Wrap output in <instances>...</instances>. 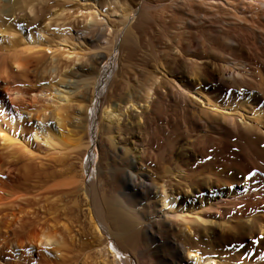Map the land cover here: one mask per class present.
Instances as JSON below:
<instances>
[{
	"label": "bare ground",
	"instance_id": "1",
	"mask_svg": "<svg viewBox=\"0 0 264 264\" xmlns=\"http://www.w3.org/2000/svg\"><path fill=\"white\" fill-rule=\"evenodd\" d=\"M23 1L0 0V81L12 80L0 92V168L18 147L34 155L86 156L90 142L85 135L74 139L65 110L75 108L74 122L88 137L96 122L91 104L103 94L62 90L57 66L49 69L46 89L22 88L30 58L46 50L44 28L16 29L15 8ZM32 2L22 7L28 24L38 18ZM126 8L122 29L93 47L106 53L88 64V80L99 85L110 71L99 62L117 53L112 87L146 82L139 95L134 89L137 101L109 105L112 87L98 100L100 160L88 181L91 161L80 160L76 184L90 197L87 220L98 258L105 264H232L231 258L264 264V0H138ZM98 17L84 16L80 40ZM51 57L58 65L56 54ZM31 93L32 108L24 99ZM5 189L12 186L0 181V228L12 237L15 261L2 251L0 264H79L69 252L80 235L53 210V218H42L31 198Z\"/></svg>",
	"mask_w": 264,
	"mask_h": 264
},
{
	"label": "rangeland",
	"instance_id": "2",
	"mask_svg": "<svg viewBox=\"0 0 264 264\" xmlns=\"http://www.w3.org/2000/svg\"><path fill=\"white\" fill-rule=\"evenodd\" d=\"M30 1L32 2V0H27V1L24 0L22 4L20 2L22 6H20L19 4L16 6L17 8H15L16 9L15 16L16 15L17 16L16 17L14 16L16 19L13 18V20H15L16 29L18 30V32L19 30H22L25 28L26 30L27 28L33 29V28H37L38 26L40 27V29L44 28L43 32L45 33V42L41 48L46 49V50H42L45 53L43 55H40L38 59H36L37 57L30 58V65H29L30 71L28 70V75H27L28 76L27 77L28 86L22 87V88L23 89L30 88L33 91V93L38 94V92L40 90H43L42 88L43 87L45 88L46 84L50 82L51 76H50L49 69H51V67L57 66L63 70L59 72L60 74L58 73L59 77H61L60 75H63V78H61V80L63 81V83L61 84L62 90H65L64 87L67 86L70 90H72V88H75L76 90L74 89L73 90L76 92L77 95L79 91L81 95H89L91 91L93 92L95 90L97 91L98 94H101V93L103 94L100 98L98 96L95 97L93 103L91 104V106H93L94 108V109L92 108L93 109L92 111L96 113V122H95L96 124L93 123L91 125L92 127H90L91 130H90V134L88 137L86 136V133L83 134V132L77 128L76 123L74 122L75 116H76L75 108H72L70 106L68 107L69 110L68 109L65 110V113H66L65 116L67 117L66 122L67 124H69L68 130L71 131V134H74L75 136L77 135L76 138L74 139H77L85 135L83 137L85 139V142L86 141L90 142V146H91L90 152L86 153L85 154L86 156L82 157L84 152L82 154L81 153L78 154V151L71 152L72 150L62 151L63 154L61 152L57 153L59 151L57 152L43 151V153L36 152L35 155L29 152L30 153L29 155V153H26L24 150H21V148L18 147L17 148L18 150H16L17 152L15 153L13 158L7 161L9 165L5 163V167L3 166L0 168V181H4L7 184H10L12 186L11 190L5 189V191L6 192L8 190H9L8 192L12 191L13 194L16 195L15 197L20 196V195H27L29 199L31 198L30 200H33V203L35 202L36 204L37 202H39L37 205L34 204L33 206L34 207L39 206L37 209L42 207L43 209L47 210L46 212L45 210L43 211V209L40 208L42 209L41 211L42 214L44 212V214L42 215V218L47 217L46 219L49 220L53 217L55 218L57 217L56 219L57 220L59 219L58 221L62 220L63 223L65 224L67 223L66 225H69L68 228H70L71 230L73 229L75 232H77L80 235L79 242L75 244V247L69 252L70 258L72 259L73 262L78 261L77 263L79 264H105L104 262H102V260H100V258H98L94 250L96 243L91 235L89 221L87 220V208L89 207L88 205H90L91 203L90 197L87 196L88 195L87 193L85 194V192H81L82 190L80 189L79 184H76V183L79 181V175H80L79 170L81 169L80 168L81 159L83 160V164H86V162H88L87 160L89 157V160L91 161V164H92L90 171H89V175H87V173H85L86 176L84 175L85 177L88 176L87 181L91 179V173H94L96 171V165H98L99 160H100L99 159L100 151L96 143L99 139L98 137L100 136V132H101L100 126H99L101 124V121L99 120L101 119V115L99 113L100 107L98 105V100L100 101V99L103 98V96L107 93L108 89L112 87V84L109 82V77L111 76L112 68L114 67L116 63L115 59L118 57V54L114 53L112 57L110 58L108 57L103 62H99L98 65L101 70H104V71L105 69L110 70L109 73L107 74L108 77L105 76L104 78H102L101 83L99 85H96L95 82L93 83L88 80L91 77L88 64H89V59L91 61L92 56L96 54H100V53H103V54L106 53L105 48H101V50H99V48L95 49L93 47H96L99 45L101 46V44L103 45L105 42V39L108 40L112 32H114L118 28L122 29V26L120 25H122L123 16H125L126 14L124 13V10L128 9L126 8V3L131 8L133 6L135 7V2L137 3L138 0H135L134 2L132 1V3L128 2V0H114V1L113 0H38L40 3H38L37 0L35 1L33 0L31 7L34 8L35 15L38 18L36 20V23L34 22L33 24L30 22L31 24L30 23L28 24V21H27L28 20L27 19L28 10L26 9L27 11L24 12L25 11L24 9L27 7L26 5L28 4V2L30 4ZM19 6L20 8H18ZM80 7L83 8L84 10H81ZM17 10L21 13H19ZM55 12L58 14H56ZM88 12L96 13L99 17L97 19L96 26L94 27V29L90 31V35H88L87 38L80 40L79 36L82 33H84V31L87 29V27L85 26L86 21H85L84 16L89 14ZM23 21H26V22H23ZM54 54H56V56L59 59L60 64L58 63V65L52 63L50 60L52 58L51 55L53 56ZM55 77L56 76L54 75V78ZM11 81H8V82L7 81L5 82L3 80L0 81V92L4 91L3 90L4 87H6L9 82L11 83ZM131 83H129L131 86V89L128 86L129 84H124L122 82L120 83V81L115 83L114 84L115 86L113 85L112 87L113 89L109 90V93H108L109 96H108L107 102L109 103V105H114L115 103L120 102V100L118 99H121V98H122L121 101L123 100L130 101L128 97H130V99L131 100L133 99L134 101L139 100V97H140L138 96L139 90H141L142 87L143 89L145 88L146 82L142 83V85L141 83L139 84L137 82H136L137 84L133 83V85ZM123 84L127 87L121 86ZM138 87H141V88L137 89ZM124 88L125 89L127 88L128 92ZM135 88H136V91L138 92V95H137L138 97L134 95V94H137L134 91ZM98 89H99V92H98ZM129 89L132 90L134 93L131 92ZM143 89L140 92H142ZM86 90L88 91L86 92ZM81 91L82 92L84 91V92L81 93ZM129 92H130V95H129ZM31 96H32V93L29 95H24V99H26L25 101L28 102L27 105L30 108L33 107ZM5 98L6 100H8L6 97V94H5ZM39 106H36V108ZM97 118H99L98 121H97ZM73 123H75V125ZM4 155H5V152H3V149L0 147V159H2L1 160L3 161L2 163H4V159H5L3 157ZM102 163H103V166H106L105 161H102ZM113 165H114L113 166L114 168L117 167L116 162H114ZM117 173L118 172H115L114 174H117ZM68 183L69 185H64ZM59 185L60 187H62L63 185L64 186L61 189ZM36 195H37V199L34 201L32 196H36ZM50 210H53V212ZM51 212L52 213L55 212L56 214L53 217H51L49 216L50 215L49 213ZM33 229L34 228L29 227L26 231H31ZM4 232L5 231H3L0 228V253L4 252L7 255L9 254V256L12 258V261H15L14 255L12 253V246L10 243L12 237L11 236L8 237V234L5 235L6 232L5 233ZM25 233L26 232L20 234L19 237H23V234ZM125 257L126 256H122V258H125ZM133 262L134 264L138 263L137 260H133ZM230 262L231 263L234 262L232 264H236V260L233 258H231Z\"/></svg>",
	"mask_w": 264,
	"mask_h": 264
}]
</instances>
